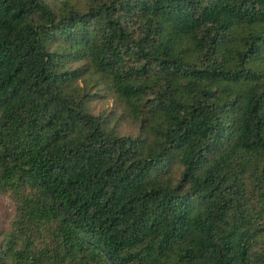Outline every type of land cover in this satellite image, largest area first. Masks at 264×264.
Wrapping results in <instances>:
<instances>
[{
  "label": "trees",
  "instance_id": "16d2710c",
  "mask_svg": "<svg viewBox=\"0 0 264 264\" xmlns=\"http://www.w3.org/2000/svg\"><path fill=\"white\" fill-rule=\"evenodd\" d=\"M52 1L0 0V264H264V0Z\"/></svg>",
  "mask_w": 264,
  "mask_h": 264
},
{
  "label": "rangeland",
  "instance_id": "374dc122",
  "mask_svg": "<svg viewBox=\"0 0 264 264\" xmlns=\"http://www.w3.org/2000/svg\"><path fill=\"white\" fill-rule=\"evenodd\" d=\"M90 0H54L52 1L53 6L59 10L63 8V6L70 5L75 7L78 10L83 11L86 6L89 4ZM113 107L112 100H103V101H95L92 103L91 108L93 113L96 115L101 111L110 110ZM125 133H133L132 128L128 125L123 127ZM13 216V206L10 201L5 197H0V239L1 232L9 229L10 222Z\"/></svg>",
  "mask_w": 264,
  "mask_h": 264
}]
</instances>
